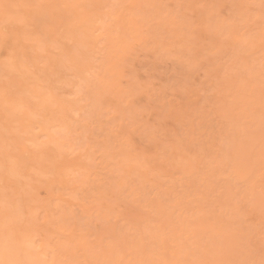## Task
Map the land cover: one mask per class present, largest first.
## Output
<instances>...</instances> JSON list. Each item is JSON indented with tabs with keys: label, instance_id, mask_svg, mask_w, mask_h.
<instances>
[{
	"label": "rangeland",
	"instance_id": "1",
	"mask_svg": "<svg viewBox=\"0 0 264 264\" xmlns=\"http://www.w3.org/2000/svg\"><path fill=\"white\" fill-rule=\"evenodd\" d=\"M0 264H264V0H0Z\"/></svg>",
	"mask_w": 264,
	"mask_h": 264
}]
</instances>
